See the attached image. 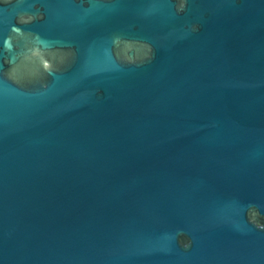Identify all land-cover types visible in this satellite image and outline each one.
Listing matches in <instances>:
<instances>
[{"label": "water", "instance_id": "water-1", "mask_svg": "<svg viewBox=\"0 0 264 264\" xmlns=\"http://www.w3.org/2000/svg\"><path fill=\"white\" fill-rule=\"evenodd\" d=\"M0 264H264V0H0Z\"/></svg>", "mask_w": 264, "mask_h": 264}]
</instances>
